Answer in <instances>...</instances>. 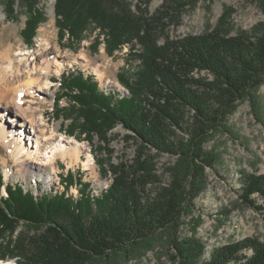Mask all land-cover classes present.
Instances as JSON below:
<instances>
[{"label":"rangeland","instance_id":"1","mask_svg":"<svg viewBox=\"0 0 264 264\" xmlns=\"http://www.w3.org/2000/svg\"><path fill=\"white\" fill-rule=\"evenodd\" d=\"M57 1L0 0V50L2 47L12 48L11 53L17 63L14 74L23 80L19 86L25 82L23 71L26 66L41 62L43 56L47 61L55 59L65 64V69L59 74L53 67L51 74L40 79L42 81L49 79L53 83L48 93L40 91L31 94L32 89L24 88V91L28 92L23 93L26 98L22 106L26 111L35 112L34 124L40 122V116L43 117L46 126L40 127L50 133L55 131L54 139L60 140L63 137L76 139L86 150L81 154L82 161L73 166L69 161L58 158L55 161L56 173L53 172L51 182L47 183L50 166L41 165L39 159L28 160L26 163L31 169L24 178L22 174L19 175L22 168L19 162L27 160L28 157L24 155L17 161L4 145H0V157L7 161L5 166H2L0 161V173L3 174L5 183H19L36 195L55 189L56 192L67 191L70 195L79 197L80 186L77 181L72 186L70 178L68 182L64 179L71 171L79 177L82 176L83 182L90 183L93 194L99 197L101 192L107 191L114 183L112 167L120 170L125 177H131L129 179L133 181H137L138 177L132 174L145 168L151 175L148 178L158 181L148 186L146 198L147 196L150 198L155 197L162 188L174 189L173 183L178 186V182H175L176 175L173 174L176 173V169L182 174L185 182L186 177L190 176L187 169L190 166L189 160L181 161L177 156L160 153L154 149L139 150L134 140L135 135L126 131L121 124H117L105 134L109 125L100 121V130L97 128V131H94L91 127L92 122L89 123L83 117L85 113L79 114L76 109H71L69 99H62L57 108L55 101L60 89L61 76L65 72L81 70L86 76L93 75L100 89L106 94L119 92L120 95L128 96L130 91L119 78V74L126 71V77L133 82L137 76L135 72L143 63L136 54L143 51L142 40L143 38L146 40L147 32L140 28L138 22L156 14L160 15L158 12L165 1H169L173 6V12L164 25H161L159 33H150L154 37L161 36L159 40L161 44L168 40L207 36L215 31L226 37H247L256 42L264 33V1L176 0L177 3L172 5L171 2L175 0H128L129 10H132L135 16H132L130 24L125 27L126 44H119L121 40L125 41L123 37L114 40L112 38L115 48L113 54L107 50L109 47L107 40L110 38L107 35V27L99 28L96 23H88L86 26L87 13L72 17L78 6L72 9V5L68 4L63 10L65 16L58 15ZM79 9L78 12H81ZM9 14L11 15L8 16ZM60 20L64 21L66 29L61 30ZM72 22L76 28L78 26L73 36ZM152 26L155 28V25ZM29 31H34L31 42L27 38L30 36ZM19 53L23 55H18ZM82 55L86 60L81 59ZM5 62L8 64L7 60ZM1 63L0 58V65ZM9 77L12 79V76ZM190 78L214 80L209 72L199 70L192 72ZM14 94L13 92L12 96ZM33 100L35 104H31L30 101ZM59 109L63 111H58ZM180 112L191 122L194 117L193 111L186 109ZM0 115H5L0 124L4 126L9 136L20 135L18 138L22 139V144L24 146L26 144L30 152L36 151V141L40 142L41 139L47 141H43L41 145L53 142L48 141L47 136L44 137L42 132H39V127H32L28 123V128H19L29 120L23 122L24 118L17 116L16 107L8 110L0 108ZM80 115L85 120L84 128L79 126L72 132L73 120L80 119ZM72 116L76 118L73 119ZM172 130L175 132L176 140L187 143L189 136L184 131L176 127ZM84 131L88 133L84 134ZM96 132L103 134L106 142H102L103 139ZM207 138L203 148L214 155L215 164L208 167L205 163L196 161V164L205 168L203 174L207 184L195 197L186 194L180 200L177 209L178 221L173 229L161 231L147 243L135 244L126 249L109 252L102 258H94L88 264H180L174 242L180 244L186 240L202 244L207 258L215 250L247 239H256L264 243V196L254 193L250 199L243 198L241 185L242 174H250L252 177L264 176V83L249 94L243 95L221 125L217 123L215 128L209 131ZM89 153L94 159L91 167L85 165ZM36 157L43 156L38 154ZM138 159L141 160L139 162H143L142 165L136 161ZM184 182L183 185L186 184ZM67 184L69 189H66ZM188 188L186 187L187 190ZM1 195L7 197L5 188L2 189ZM21 230H27V226L20 225L15 232L7 231L0 236V254L3 253L5 257V259L0 257L2 260L21 264L19 256L11 257L16 255L14 246ZM248 255L250 256L251 252Z\"/></svg>","mask_w":264,"mask_h":264},{"label":"trees","instance_id":"2","mask_svg":"<svg viewBox=\"0 0 264 264\" xmlns=\"http://www.w3.org/2000/svg\"><path fill=\"white\" fill-rule=\"evenodd\" d=\"M68 4L72 9L78 6L81 11L77 8L72 17L87 13L86 26L96 23L99 28L107 27L110 36L107 50L111 54L115 49L113 40L124 39L125 27L135 16L129 10L128 0H58L57 14L64 17L63 10ZM171 12L173 6L165 1L158 12L161 16L139 20L140 28L147 32L146 40H142L143 51L136 54L143 63L133 82L126 77V71L119 74L130 91L128 96L119 92L108 95L93 75L75 70L62 74L55 105L58 108L62 99H69L71 109L85 113L83 117L92 122L94 131L100 130V121L109 125L105 134L121 124L135 135L133 139L139 150L154 149L177 156L181 161L189 160L190 176L184 182L176 169L173 174L178 186L173 183L174 189L162 188L155 197L146 198L148 186L158 181L148 178L151 175L145 168L132 174L138 177L133 181L112 167L114 183L96 197L90 183L69 171L65 182L70 178L72 186L75 181L80 186V196L75 197L55 189L36 195L19 183H5L0 173V236L7 231L15 232L20 225L27 226V230L18 233L16 255L11 256H19L21 264H88L109 252L147 243L161 231L173 229L178 221L180 200L186 194L195 197L205 188V168L196 161L208 167L215 164L214 155L203 148L209 131L217 123L221 125L243 95L264 83V33L256 42L247 37H226L215 31L207 36L161 44V36L150 33H159ZM59 23L61 30L66 29L63 20ZM77 28L72 22V36ZM29 32L27 38L31 42L34 31ZM124 40L119 44H126ZM195 70L209 72L214 80L190 78ZM186 109L194 112L191 122L180 112ZM80 116L83 124L72 116V132L79 126L84 128L85 120ZM173 127L189 136L187 143L175 139ZM96 133L106 142L103 134ZM242 175L243 198L250 199L254 193L264 196V176ZM3 188L7 197L1 195ZM174 245L180 264H264V243L256 239L215 250L209 258L202 244L193 240L174 242ZM0 257L5 259L3 253Z\"/></svg>","mask_w":264,"mask_h":264},{"label":"bare ground","instance_id":"3","mask_svg":"<svg viewBox=\"0 0 264 264\" xmlns=\"http://www.w3.org/2000/svg\"><path fill=\"white\" fill-rule=\"evenodd\" d=\"M2 48L3 49L0 50V58L2 61L0 65V108L4 107L5 110H8L13 107H16L17 116L24 118L23 122L29 120L28 122H25L26 124L24 123L20 125L19 128H22V127L28 128L29 124L32 127L34 126L37 128L39 127L40 129L39 132H42L44 137L47 136L48 141H53V142H48V145H45V144L41 145V143L46 140L41 139V141L39 140L40 142L36 141V147H35L36 151L30 152L29 150H27L26 144L25 146L22 144V139L18 138L20 135L14 134L13 137L9 136L8 132L4 129V126L0 124V142H2L0 145H4L8 149L12 157L16 159L17 161L21 160V158L24 155L28 157L27 160H23L19 162L22 167L21 170L19 171V175L22 174L24 178L27 175L28 170L31 169L30 165L26 163L28 160H38L39 159L41 165L46 166V167L50 166L49 172L47 173L48 176L46 179V182L49 183L51 182L53 172H55V169H56L55 161L58 158L65 160V161H69L70 165L73 166L74 164H78L79 162L82 161L81 154L86 150V148L83 147L82 143L78 142L76 139H73V138L63 137L60 140L56 138L54 139L55 131L50 133V131L41 128L42 126L43 127L46 126L43 121V117L41 116L39 119L40 122H37V123L35 122L34 124L35 112L34 111L30 112L29 110L26 111L23 109L22 104H24L23 101H24V98H26L23 93L28 92V91H24V88L26 87L28 89L33 90L31 94L35 92H40V91L47 92L51 90L53 83L49 79H46L44 81L40 79L42 78V76L45 77L46 75L51 74L53 72V67H55L56 69L55 72L59 74L61 71L65 69L66 66L64 63L57 61L55 59L53 61H47L43 56L41 57V62L39 61L36 63H31L26 66L25 70L23 71V76H25V79H24L25 82L22 86L21 85L19 86V84L23 80L18 78L14 74L15 72L14 69H16L15 67L17 63L15 62V59L13 58V55L11 53L12 48L10 47H8V49L6 47H2ZM18 55H23V54L19 53ZM81 59H85V56L82 55ZM5 60H7L8 64L5 62ZM9 76H12V79ZM14 77H17V78L14 79ZM13 92L15 93L14 96H12ZM30 102L31 104H35L34 100ZM23 111H25V113H23ZM26 113L28 114V116H26ZM4 117L5 115H0V120H3ZM36 133L37 132L35 131V134ZM31 139L32 141H34L33 138ZM19 140L21 142H18ZM38 154L42 155L43 157H36V155ZM0 161H1L2 166L3 165L5 166L7 163V161L2 157H0ZM93 161H94L93 156L91 153H89L87 155V163H85V165L87 167H91V165L93 164ZM50 171L52 173H50ZM0 264H16V262L11 261V260L4 261L0 258Z\"/></svg>","mask_w":264,"mask_h":264}]
</instances>
